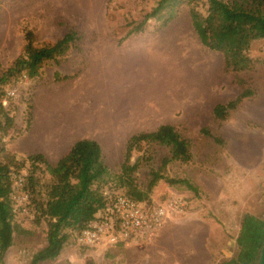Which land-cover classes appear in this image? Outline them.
<instances>
[{
    "label": "rangeland",
    "instance_id": "rangeland-1",
    "mask_svg": "<svg viewBox=\"0 0 264 264\" xmlns=\"http://www.w3.org/2000/svg\"><path fill=\"white\" fill-rule=\"evenodd\" d=\"M156 2L0 0V70L20 53L26 29L33 30L38 43L54 41L70 29L79 37L77 49L47 61L39 78L23 81L9 100L13 126L0 132V162L10 165L12 179L24 175L26 183L31 168L28 155L42 153L54 164L74 141L87 137L100 143L110 172L97 185L113 195L124 191L117 174L125 140L169 123L189 141L191 159L170 160L162 167L168 148L144 144L130 159L138 162L134 180L146 189L153 170L165 177L187 178L197 187L194 192L163 178L155 183L148 194L150 201L177 194L186 198L189 209L169 219L151 241L107 251L85 249L76 244L75 231L69 230L59 256L39 264H86L88 258L93 264H232L241 212L264 216V207L259 206L264 205V40L251 44L252 69L235 73L226 68L222 54L205 47L192 26L189 11L204 14L205 0L181 4L159 31L154 30L159 21L151 18L143 32L126 36ZM54 71L71 77L54 81ZM236 76L245 80L253 95L225 120L215 121L213 106L241 90ZM46 100L56 105L64 101L74 117L76 112L81 117L79 125L61 121L66 118L54 106L60 122L51 127L44 119ZM202 128L224 143L202 134ZM40 166L37 198L44 197L52 181L44 165ZM13 223V242L0 264H28L46 244V220H36L34 203L28 198L25 211L15 212ZM169 227L175 229L166 235ZM205 243L213 252L205 250Z\"/></svg>",
    "mask_w": 264,
    "mask_h": 264
},
{
    "label": "trees",
    "instance_id": "trees-1",
    "mask_svg": "<svg viewBox=\"0 0 264 264\" xmlns=\"http://www.w3.org/2000/svg\"><path fill=\"white\" fill-rule=\"evenodd\" d=\"M193 1L195 0H157L142 19L132 25L126 36L143 32L151 18L159 21L154 28L155 31H159L175 17V10L181 4ZM205 2L204 14L193 8L189 11L193 29L201 43L210 50L220 52L225 67L235 73L252 69L255 60L249 55L251 44L255 40H264V0H205ZM78 39L76 32L70 29L54 41L38 43L32 29L24 31L25 42L20 53L8 67L0 70V132L5 133L13 126V116L8 109L12 95L8 90L18 84L23 74L27 80L39 78L44 64L49 60L66 57L73 47L77 49ZM70 77L58 71L53 73L54 81H65ZM235 81L241 90L232 99L213 106L212 117L215 121L225 120L244 99L253 95V89L245 86L244 79L236 76ZM201 133L218 144L224 143L220 136L214 135L208 128H202ZM151 143L168 148L169 157L163 159L162 167L170 160L188 162L191 159L189 141L172 124L162 123L153 130L131 134L125 140L120 172L117 174L119 186L124 190L122 192L136 201L149 202L148 194L151 188L162 178L169 184L184 185L196 192L197 187L187 178L165 177L159 171L153 170L150 171L151 177L146 189L137 186L133 173L138 162H131L130 159L133 151H138L144 144ZM27 158L31 168L26 176L24 190L34 203L36 220L39 221L40 218L46 220V244L32 254L28 263L39 264L57 258L69 239V230L75 231V240L76 234L88 222L94 220L99 211L109 206L113 195L103 192L97 185L99 181L109 176L110 172L104 162L101 145L93 138L77 139L54 164H51L42 153H32ZM40 165H44L52 177L51 183L45 187L43 198L35 197L39 192L36 171L43 170ZM13 182L10 165L0 162V263L12 245L15 230L13 223L15 212L9 196L13 190ZM263 243L264 216L244 212L234 239L236 253L229 261L232 264H241L256 260ZM86 264H93V260L88 258Z\"/></svg>",
    "mask_w": 264,
    "mask_h": 264
},
{
    "label": "built area",
    "instance_id": "built-area-1",
    "mask_svg": "<svg viewBox=\"0 0 264 264\" xmlns=\"http://www.w3.org/2000/svg\"><path fill=\"white\" fill-rule=\"evenodd\" d=\"M23 74L15 88L26 81ZM25 176L14 178L10 193L13 211H25L28 194L24 190ZM109 206L97 213L75 236L78 246L106 251L116 246L126 247L153 240L169 219L188 213L189 205L184 196L172 195L161 201H136L122 191L111 196Z\"/></svg>",
    "mask_w": 264,
    "mask_h": 264
},
{
    "label": "bare ground",
    "instance_id": "bare-ground-1",
    "mask_svg": "<svg viewBox=\"0 0 264 264\" xmlns=\"http://www.w3.org/2000/svg\"><path fill=\"white\" fill-rule=\"evenodd\" d=\"M124 99V98H122ZM132 99V98H131ZM121 100V99H120ZM51 101V102H50ZM119 102V101H118ZM133 105V104H132ZM136 105V104H135ZM54 106H56V108L60 107V111L63 112L64 117L66 119H62L61 121H68L71 122L70 124H73L72 122L75 121L77 125H79V121L81 120V117L79 116V114H77V112L75 113V117L74 114L72 113V111L67 107V105L65 104L64 101H62L60 104L56 105L54 103V100H46L43 103V108H44V119L45 121L48 120L49 125H51V127H57L58 123L60 121H57L55 119L54 116V111H52V107L55 108ZM136 108V107H135ZM133 109V108H132ZM139 108H136L135 110L138 112ZM134 110V109H133ZM140 111V110H139ZM62 115V114H60ZM47 123V121H46ZM62 124V123H60ZM69 124V126H70ZM62 127V126H61ZM63 128V127H62ZM71 128V127H70ZM54 130V129H53Z\"/></svg>",
    "mask_w": 264,
    "mask_h": 264
},
{
    "label": "crops",
    "instance_id": "crops-1",
    "mask_svg": "<svg viewBox=\"0 0 264 264\" xmlns=\"http://www.w3.org/2000/svg\"><path fill=\"white\" fill-rule=\"evenodd\" d=\"M60 141L62 142V140H60ZM60 141H59V144L61 143ZM57 144H58V143H57ZM58 149H59V147H58V145H57V147H55L54 151H58ZM41 152H43V150H41ZM64 152H65V151H64ZM64 152H63V153H64ZM63 153H62V154H63ZM62 154H61V155H62ZM61 155H60V156H61ZM60 156H59V157H60ZM57 160H58V159H57ZM57 160H56V161H57ZM56 161H55V162H56ZM259 206L264 207V205H263L262 202H261V204H260ZM244 212H250V213H252V214H254V215H257V216H261V215H262V214H261L262 212L257 213V212H255V211H251V210H244V211L241 212V214H240V216H239V222H240V218H241V216H242V214H243ZM166 229H167V231H166V235H169V234H171V233L173 232V230H174L175 228H173V227H169V228H166ZM238 229H239V224H238ZM237 233H238V230H237ZM210 247H211L210 244L205 243V250H206V251H208V252L211 251L212 249H210ZM211 252H213V250H212Z\"/></svg>",
    "mask_w": 264,
    "mask_h": 264
},
{
    "label": "water",
    "instance_id": "water-1",
    "mask_svg": "<svg viewBox=\"0 0 264 264\" xmlns=\"http://www.w3.org/2000/svg\"><path fill=\"white\" fill-rule=\"evenodd\" d=\"M241 264H264V243L262 244V246L259 249V253H258L256 260H254L250 263L242 262Z\"/></svg>",
    "mask_w": 264,
    "mask_h": 264
}]
</instances>
